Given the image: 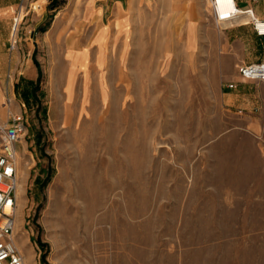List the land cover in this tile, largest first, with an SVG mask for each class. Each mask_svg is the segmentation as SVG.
Wrapping results in <instances>:
<instances>
[{"label":"rangeland","instance_id":"obj_1","mask_svg":"<svg viewBox=\"0 0 264 264\" xmlns=\"http://www.w3.org/2000/svg\"><path fill=\"white\" fill-rule=\"evenodd\" d=\"M114 1L0 0L25 264H264V83L208 6Z\"/></svg>","mask_w":264,"mask_h":264},{"label":"built area","instance_id":"obj_2","mask_svg":"<svg viewBox=\"0 0 264 264\" xmlns=\"http://www.w3.org/2000/svg\"><path fill=\"white\" fill-rule=\"evenodd\" d=\"M248 1L258 3L261 0ZM209 2L213 20L219 28L250 24L256 36L264 39V19L258 18L252 8L240 9L234 0H209ZM237 73L243 80L264 82V61L239 65ZM226 87L232 89L234 86L229 84ZM25 133L26 125L21 113L10 112L5 122L0 121V264H25L16 242L15 232L16 191L19 183L17 146Z\"/></svg>","mask_w":264,"mask_h":264},{"label":"crops","instance_id":"obj_3","mask_svg":"<svg viewBox=\"0 0 264 264\" xmlns=\"http://www.w3.org/2000/svg\"><path fill=\"white\" fill-rule=\"evenodd\" d=\"M234 1L240 9L244 10L247 8H252L254 14L258 18L264 19V0H261L258 3H250L248 0ZM114 2L115 10L117 12H119L120 8L123 9L122 0H115ZM190 4L193 5L195 7L196 12L200 14L201 11H207L208 6L212 15L209 0H190ZM102 12L103 9H101L100 13ZM226 29H228V32L226 33V36L223 40V46L225 50L230 54L231 59L235 62L236 69L239 65L242 64H250L258 61H264V39H261L256 36L250 24H236L233 26H229ZM5 36H3L0 32V76L5 65L4 50L6 47V42L8 40ZM260 83L264 82L246 81L240 78L237 73V75H234V80L228 83L227 85L232 84L234 87L229 90H235L237 88V91L241 93L258 86V84ZM225 89L227 88L225 87Z\"/></svg>","mask_w":264,"mask_h":264},{"label":"bare ground","instance_id":"obj_4","mask_svg":"<svg viewBox=\"0 0 264 264\" xmlns=\"http://www.w3.org/2000/svg\"><path fill=\"white\" fill-rule=\"evenodd\" d=\"M17 24H19V19H17ZM19 158V155H18ZM23 193V188H22V184L20 185V183H18V187H17V191H16V197L17 200L19 199V197L21 196V194ZM17 213H18V209L16 210V217H17ZM17 221V220H16ZM16 229V228H15ZM18 229V227H17ZM16 232V231H15ZM24 263H25V258H24Z\"/></svg>","mask_w":264,"mask_h":264},{"label":"trees","instance_id":"obj_5","mask_svg":"<svg viewBox=\"0 0 264 264\" xmlns=\"http://www.w3.org/2000/svg\"><path fill=\"white\" fill-rule=\"evenodd\" d=\"M56 3H57V2H56ZM56 3H55V4H56ZM55 4H54V6H57V4H56V5H55Z\"/></svg>","mask_w":264,"mask_h":264}]
</instances>
